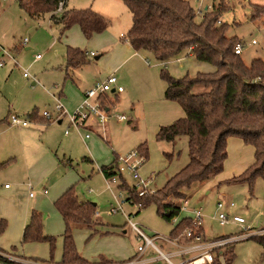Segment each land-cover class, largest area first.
Segmentation results:
<instances>
[{
  "label": "rangeland",
  "instance_id": "obj_1",
  "mask_svg": "<svg viewBox=\"0 0 264 264\" xmlns=\"http://www.w3.org/2000/svg\"><path fill=\"white\" fill-rule=\"evenodd\" d=\"M190 1L196 8L198 21L203 19L207 9L217 8V23L225 24L228 35L237 36V40L243 41L241 57L247 64L254 57L264 58V22L260 18L251 17L253 4H264V0ZM89 6L104 15L108 14L106 16L111 20L110 27L95 37H86L79 27L72 28L78 24L74 23L67 35L65 32L60 37L63 24L52 20L51 13L32 18L17 0H0V43L11 48L19 60L17 65L10 60L5 65H0L1 259L11 260L13 264L52 263L49 262L52 259L49 242L23 241L24 230L30 223L33 209L42 213L43 234L56 238L53 261L61 259L66 227L55 201L69 187H73L81 199L97 205L96 218L100 223L95 224L94 228L76 227L73 230L79 253L89 261L98 260L100 256L120 261L124 259H116L117 256L128 259L136 252L141 241L131 227L130 220L150 236L154 233L169 236L179 220L185 216H193L192 210L195 208L203 209V226L207 237L263 230L264 174L255 179L253 186L243 182H229L246 170H241L244 162L255 161V151L250 145L249 154L241 159V148L238 144H233L232 138L224 170L212 179L196 182L188 190V203L185 204L187 210L180 211L176 222L163 218L155 202L139 207L126 200L128 188H133L135 184L131 170L126 169L121 176L118 174L117 181L112 186L103 173V168L114 164L119 156L126 157L132 151H139L142 142L148 145L149 157H145L139 172L143 178L151 180L149 189L153 192L162 189L171 177L189 163L187 135L178 136L174 143L157 138L159 127L176 118L158 125L154 121L158 108L150 96L151 85L156 86V80L161 83L160 89L167 86V80L162 75L163 69L175 76L187 72L194 76L198 71H212L216 68L209 61L199 60L194 54L189 55L187 49L180 53V59L176 57L168 61H161L151 53L141 52L151 60V64L143 60L144 67L126 74L133 77V82H123L125 91L119 96H115L112 91L108 92L109 98L114 100L108 105L110 119L104 127L95 125L93 129H89L84 124L80 132L66 115L59 117L64 118L61 122L58 121L59 118L53 119L57 115L56 96L70 112L74 111L82 99L77 82L71 77L65 78L68 44L78 46L85 52L94 50L97 55L101 54L99 58L95 57L96 54L85 55L84 62L75 72L69 68L75 79L79 76L89 80L94 77L96 64H100L106 73L110 72L109 67L116 58L117 51L111 48L115 42L121 44L122 36H125L131 26V12L123 0H68L66 8ZM26 36L29 37V42L23 45L22 39ZM108 50L113 52H107ZM38 53L42 54L41 57H37ZM24 70H28L39 81L25 76ZM116 74L119 76L118 72ZM204 89L202 84L194 86L195 91ZM33 109H37L40 115L45 109L52 111V118L44 117L46 121L49 120L47 122H54L58 143L63 140L55 153L61 167L45 169L40 168V164H35L30 172L22 171L23 167L31 163L20 153V148L14 142L20 125L4 124L2 120L11 111H17L26 118L27 112ZM119 114H125L126 118L119 119ZM66 128L70 129L69 133H66ZM87 132L90 136L84 139L82 133ZM236 138L239 139L235 140H242L239 136ZM167 152L174 154L168 158ZM5 183L12 185V188L6 190ZM30 183L33 189L29 187ZM21 184L24 186L19 187ZM45 189L49 191L47 195L43 194ZM32 191L37 193L36 197L31 196ZM219 201L226 202L223 209L225 212L238 214L246 222L243 225L233 222L220 225L214 217L218 214ZM229 202H233L234 206H229ZM113 207L118 208V211L113 212ZM249 237L234 243V258L230 264H264V245L254 235ZM219 260L220 264H228L223 256ZM159 263L167 264L165 261Z\"/></svg>",
  "mask_w": 264,
  "mask_h": 264
},
{
  "label": "trees",
  "instance_id": "obj_2",
  "mask_svg": "<svg viewBox=\"0 0 264 264\" xmlns=\"http://www.w3.org/2000/svg\"><path fill=\"white\" fill-rule=\"evenodd\" d=\"M67 1L58 10L60 0H17L20 7L33 18L49 12L52 20L61 21L60 37L74 23L81 26L86 37L102 32L110 25L111 20L102 12L90 6L66 8ZM124 2L132 13V24L125 38L136 50L168 61L179 57L187 49L199 60L209 61L216 66L212 71H198L194 76L189 72L175 76L162 70L167 80L165 97L177 100L183 106L185 115L171 123L162 124L157 131V138L174 143L178 136L187 135L190 160L162 189L138 196L134 187L128 188L126 200L134 199L142 203L143 207L155 202L159 214L172 220L180 214L181 202L188 199V190L196 182L212 179L224 170L228 158V137L231 135H238L254 146L255 161L229 182L253 186L255 179L264 174V58L254 57L250 64L243 60L241 53L235 51V44L240 39L228 35L225 24L217 23V8L207 9L203 19L198 21L196 8L190 0ZM251 17L264 22V4L254 3ZM85 55L86 52L78 46L68 45L69 65H81ZM197 84H202L205 89L195 91L194 86ZM36 115V109L29 113L30 118ZM139 151L148 159L146 142L139 145ZM173 154L167 152L166 156L171 158ZM114 164L103 168L106 177L117 174ZM55 205L66 227L60 264H93L79 253L73 230L76 227L94 228L99 223L96 219V203L82 200L70 187ZM190 227H193L192 217L185 216L170 235L178 236ZM255 237L264 245V235ZM23 241L49 242L53 258L56 238L43 234L42 213L37 210L33 211L30 223L24 230ZM233 245L221 255L216 252L214 263L223 256L230 264L234 258ZM4 259L0 256V264H13V261Z\"/></svg>",
  "mask_w": 264,
  "mask_h": 264
},
{
  "label": "built area",
  "instance_id": "obj_3",
  "mask_svg": "<svg viewBox=\"0 0 264 264\" xmlns=\"http://www.w3.org/2000/svg\"><path fill=\"white\" fill-rule=\"evenodd\" d=\"M65 0H60L59 9L61 10ZM29 42V37L26 36L22 39L23 45ZM255 42V39H253ZM243 49V41H238L235 44V51L241 53ZM89 55H95L94 50L87 51ZM41 53L37 54V57H41ZM8 60L12 61L15 65L19 63L17 56L7 47L0 43V65H5ZM148 62L150 60L148 59ZM25 76H31L28 70H24ZM35 81H38L37 77L31 76ZM118 76L115 73H111L102 79H98L95 83L87 88L84 92L83 99L77 105L73 112H70L66 106L61 102L60 98L56 96V112L57 115L53 119L56 120L62 115H66L69 118L70 123L76 127L79 131L84 124L99 125L104 127L106 122L110 119L109 106L105 99V95L109 91L120 92L124 89V86L119 84ZM47 118H52V111L45 109L42 113ZM119 119H125V114H119ZM9 121L12 124H28L31 119L25 118L11 112ZM68 131V129L66 130ZM81 132V131H80ZM84 138L90 136L87 132L83 134ZM139 154V156H138ZM145 156L140 151H132L126 157L119 156L114 166L116 167L117 174L107 177V182L110 186L117 181V175H122L126 169L131 170L133 178L135 179V192L138 196H145L153 191L149 189L151 183L150 179H145L139 172V167L144 163ZM104 173V172H103ZM105 175V174H104ZM10 184H5V187H9ZM31 195H34L31 193ZM131 203L143 207L142 203L136 202L134 199L130 200ZM188 200H184L180 210H187L185 204ZM223 201L217 203L218 214L214 216L220 223V225H226L230 222L243 225L246 220L244 217L238 214H232L229 211L225 212ZM229 206H234L233 202H229ZM122 208V206H119ZM113 212L118 211V208L113 207ZM193 227L185 229L178 236H165L159 233L148 235L138 224L130 220L131 227L136 231V235L139 241L137 252L134 256L128 259L120 261H112L104 264H160L159 261H165L167 264H214L215 253L219 252L221 255L223 251L230 245L241 241L251 235L257 236L264 233L263 230H256L252 233H239L236 235H222L216 237H207L204 230V212L202 208H195L192 210ZM177 221L176 217L172 219ZM153 251V254H149ZM46 264V263H38ZM60 264V263H59Z\"/></svg>",
  "mask_w": 264,
  "mask_h": 264
},
{
  "label": "crops",
  "instance_id": "obj_4",
  "mask_svg": "<svg viewBox=\"0 0 264 264\" xmlns=\"http://www.w3.org/2000/svg\"><path fill=\"white\" fill-rule=\"evenodd\" d=\"M67 3H68V1H67ZM125 5L127 6L126 3H125ZM127 8L129 9L128 6H127ZM106 15L109 16L108 14H106ZM131 17H132V13H131ZM131 24H132V19H131L130 25ZM78 27L81 29V26L79 24H75V25L72 26V28H74V29H78ZM69 28L66 30V35H67V31L69 30ZM81 31H82V29H81ZM98 33H101V32L94 33L92 35V37H95V35H98ZM121 41H122L121 44H120V42H115L114 43L115 45L111 48L113 50L117 49V51H116V58H114V60L110 64V67H109L110 72L106 73L107 71H104L102 69L103 67L100 64H96L95 65L96 71L93 73L94 77L92 79L88 80L86 78H81L79 76L76 77V79H75V77L72 76L69 68H71V70H73V72H75V69L78 68L79 65L78 66L69 65L68 64V60H67L65 78L71 77L72 79H74V81L77 82L78 88H79V90L81 91V94H82V99H83L85 90L87 88H89L90 86H92L94 84L95 80L102 79V78L106 77L107 75H109L111 73H115L116 74V72H118L119 76L116 74L118 76V79H119L118 82H119V84L123 85L124 84L123 82H125V81H127V82L132 81L133 82V77L132 76H128L126 74H129L131 72H136V69H138L140 67H144L143 60L147 64H151V60L148 57L142 55L141 51L136 50L133 47L132 43L129 41L128 38L126 39L125 36H122ZM68 45L74 46L72 44H68ZM107 52H113V51H109L108 50ZM86 54L89 55L87 53V51H86ZM188 54L192 55L191 52H189ZM100 56H101V54H98V55L96 54L95 55L96 58H99ZM180 58L181 57H177V59H180ZM148 59L150 60V62H148ZM11 63H13V62L11 61ZM149 68H153V66H151V67L149 66ZM123 69H124V72H122ZM38 81H39V79H38ZM156 82H157L156 86L153 85V84L151 85L152 88H151V91H150L151 92L150 96L153 97L152 101L155 103L156 107L158 108V112H157L158 115L156 116L154 121L156 120L157 124L160 125L161 123L170 122V121H172V119H175L178 116L184 115L185 114L184 113V109H183L182 105L177 100L168 99V98L165 97L164 92H165L166 86H165V88L163 87V89H160L161 83L158 80H156ZM130 86H132V85L130 84ZM122 91H125V87H124V89ZM122 91H120V92L112 91V92L115 94V96H119V94ZM128 92H130V91H128ZM105 97H106V102H107V106H108L111 102H113L114 99L113 98L110 99L108 94H106ZM11 112H16L17 114L22 116L17 111H11ZM30 112L31 111L27 112V114H26L27 117H29V113ZM9 117H10V114L8 116H6L5 119L2 120V122H4V124L8 123L9 125H14V126H17V127L19 125L21 126V128H19L20 126L17 128V134L18 135L15 138L14 142L16 143L17 148H20V153L24 157H26L28 160H30V163H31V165L29 164L27 167H23L22 171L30 172L31 167H34L35 164H40L39 167L40 168H45V169H50V168L56 169L58 167H61V164L59 163V159H57V157L55 156V153L60 149V146L63 143V140L58 143L57 134L55 132V127L56 126H55L54 122H51V121L47 122L49 120L46 121L44 116L38 114V115L35 116V118H30L29 117L31 119V124H30V122L28 124H12L9 121ZM59 120L63 121L64 118H59ZM31 125H33V126H31ZM86 126L89 129H93L95 127V124L92 125V126L87 124ZM67 129H68V131H66ZM66 130H65L66 133L70 132L69 128H66ZM237 136L238 135H231V136L228 137V149L232 145V142L230 144V141H231L230 139L232 138L233 139V144H238L240 146V148H241V151H242L241 159H242V157L244 155L247 157V155L249 154L250 146H251V148H253V150H254V146L252 144L246 143L242 139V137H240V136L239 137L242 140H235V139H239V138H236ZM84 139H86V138H84ZM14 158L15 157H13V159ZM35 160H37V163H35ZM253 161H251V162H253ZM251 162H244L241 165V170L247 169L248 166H250V164H252ZM5 184H9V183H5ZM23 186H24V184L19 185V187H23ZM26 187H28V186L26 185ZM29 187H31V189H33L31 183L29 184ZM5 188H6V190H9V189L12 188V185H10L9 187H5ZM68 189H66L63 192V194ZM31 193L34 194V195H31L32 197H36L37 196L36 192L32 191ZM48 193H49V191L47 189H45L43 191V194H45V195H47ZM62 195L60 197H62ZM56 201H55V203H56ZM34 210L35 209H33V211ZM98 222H99V220H98ZM214 237H216V236H214ZM248 238H250V237H248ZM245 239H247V238H245ZM136 252L131 254L128 258H131L132 256H134L136 254ZM149 254H153V251H150ZM62 256H63V253H62ZM116 259H127V258L126 257L121 258V257L117 256ZM26 260H29V259H26ZM53 260H54V256L49 262H52L51 264H59L61 262V260H62V257H61V259H58L59 261H53ZM112 261H113L112 258H109V257H106V256H100V259L93 260V261H90V262H92L93 264H104V263H109V262H112ZM217 263L220 264V260ZM214 264H216V263H214Z\"/></svg>",
  "mask_w": 264,
  "mask_h": 264
},
{
  "label": "water",
  "instance_id": "obj_5",
  "mask_svg": "<svg viewBox=\"0 0 264 264\" xmlns=\"http://www.w3.org/2000/svg\"><path fill=\"white\" fill-rule=\"evenodd\" d=\"M62 120H59V122H61Z\"/></svg>",
  "mask_w": 264,
  "mask_h": 264
}]
</instances>
